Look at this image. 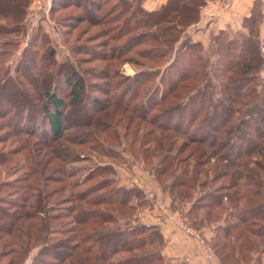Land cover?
Listing matches in <instances>:
<instances>
[{"label":"trees","instance_id":"trees-1","mask_svg":"<svg viewBox=\"0 0 264 264\" xmlns=\"http://www.w3.org/2000/svg\"><path fill=\"white\" fill-rule=\"evenodd\" d=\"M4 1L0 0V20L20 23L30 0H7L5 6L1 5ZM74 1L76 8L88 2L82 9L92 12L84 18L75 16V22H111L114 26L104 30L105 36L117 43L125 38L109 50L103 46L96 49H105L97 52L104 69L129 63L140 70L126 78L118 72H101L103 76L95 72L96 81L119 80L112 87L99 88L104 100L92 94L90 108L70 125L64 121L70 103H78L82 94L88 93L85 78L71 61L69 71L59 75L69 87L67 100L58 94L55 77L43 75L44 81L35 88L41 102L35 105L22 83L0 74V125L10 123L11 137H18L16 141L30 160L26 174L16 177L13 191L3 192L8 184L0 183V260L22 264L36 250L31 264H152L153 259L169 264L159 251L148 257L138 253L143 252L148 239H154L158 249L162 247L156 225L118 227L122 212L132 213L136 207L144 210L149 202L139 190L117 186L113 167H93L86 180L98 179L84 190H75L79 180L68 184V166L77 161L78 151L68 150L66 145L81 149L87 141L97 153L99 142H115L113 116H118L116 123L126 122V136L137 156L149 164L155 181L165 180L162 191L186 201L200 190L202 195L192 207L208 208L211 222L219 219L211 212L227 202L223 208L229 213L215 228L211 247L221 264H249L254 250L251 241L242 242L241 253L229 241L238 231L264 243L260 1L253 3L249 16L242 20L243 31H220L208 50L184 33L199 22L202 8L214 0H166L150 11L143 7L144 0H108L110 10L97 20L91 18L93 13H101L103 3ZM91 54L94 52L86 53L87 57ZM42 66L38 68L41 74ZM103 104L111 110L106 112ZM6 111L8 118L3 119ZM84 128L90 132H79ZM70 129L79 139L67 133ZM14 154L0 152V167L10 163ZM99 154L115 158L105 149ZM56 184L61 186H52ZM71 185L74 192L69 189L65 196L64 187ZM63 216L71 219V230L67 228L63 237L55 239L51 234ZM229 216L236 222L228 220ZM192 222L200 226L198 221ZM146 232L152 234L141 238ZM222 237L228 242L220 244ZM118 252L126 256L113 259Z\"/></svg>","mask_w":264,"mask_h":264},{"label":"rangeland","instance_id":"rangeland-1","mask_svg":"<svg viewBox=\"0 0 264 264\" xmlns=\"http://www.w3.org/2000/svg\"><path fill=\"white\" fill-rule=\"evenodd\" d=\"M91 1H96L98 4L103 3L100 5L101 13H97L96 15L93 13V18L91 19L97 20L99 18H105L101 16L110 10L112 3L108 0ZM74 2V0H30L25 10L24 17L20 23L15 24L10 20H0V74H7L11 76V78H15L18 82L22 83V87L27 89L29 95L32 97V102L35 103V105L37 103L40 104L41 102L40 91L35 88L37 84L44 81L43 75L55 77L58 94L62 95L65 100L68 99L67 90L69 87L68 85L63 84V79L59 76L60 74L69 71L68 68L70 66V62L68 61H71V63L76 65V68L85 78V82L87 84L86 92L88 93H83L78 103H70V106L67 109V115L66 117L64 116V121L69 123L68 125L74 122L76 118L84 116L83 114L86 107L90 108L89 102L93 98L92 94H97L100 96L101 100H104L105 98L102 94L103 91L101 92L99 88L105 89L109 86L112 87V84L119 80L117 79L119 77H115L113 78V81H110L111 79L102 82L96 81L95 72H98L101 76H103V72H107L108 75L113 72H118L119 75L126 78L133 76L138 72V70H140V68H135L129 63H125L121 67L119 66V68L116 66L110 69H104V62L98 53L104 52L105 49H100V51H96V49L99 48V46H103L101 48L109 50L112 46L123 43L125 38L121 39L117 43L112 40V38H109V35L108 37L105 36L106 31L104 30H108L114 26V23L111 22L104 23L102 20L98 24L86 21H82L80 23L78 21L75 22V16L79 18L84 15L91 16L92 12L90 11L91 14H88L84 12V9H82L83 7H88V2H86L85 5H81V8H76ZM6 3L7 0H5L1 5L5 6ZM122 20L123 19L120 20L121 23ZM73 24L74 27H76L75 30H72L71 28ZM260 47L264 58V42L261 41ZM92 51L94 54L87 57L88 55H86V53H92ZM23 57L24 59L22 60L21 58ZM24 63L29 64V66H24ZM41 63H43L42 74L38 72V68ZM259 81L261 85L260 89L264 90V64L263 70L261 74H259ZM27 82H31V85H28ZM99 84H102V86H99ZM101 108H106V112L111 110V108L108 107V104H103V107ZM8 112L9 111L3 113V119L8 118ZM117 119L118 116H113V122L116 124L117 130L115 142H99L101 148L95 149L98 154L92 150V145L87 141L82 145L81 149L78 146L70 147L66 145L68 150L71 149L74 150V152L78 151L76 153L77 161L69 164L68 166L69 172H71L68 184L73 185L75 180H79V183L76 184L77 187H75L76 191L89 188L98 179L96 177L93 180H86V177L90 173L91 169L95 166L100 167V165H110L115 170L114 180L117 186L123 188H135L136 190H139V194L145 199V191L153 194V197H156L155 199L167 208L170 218L174 221L173 225L181 231H178L181 233L179 234L180 236L184 234L189 237L191 236L197 241V243L199 239L204 240L211 256H216L211 247L213 243L212 237L215 235V228L223 222L224 217L229 213L228 210L223 208L224 206H227V202L225 201L222 208L216 209L213 213L211 212L212 215L219 218L217 221L211 222V218H208L206 215L208 208L192 207L195 200L202 195L200 190L193 194L191 200L186 201L182 198L173 199L167 190L162 191L163 187L166 185L165 180L162 183H157L155 181L149 168V164L143 160L142 156H137V153L134 150L135 147L131 144L129 137L126 136V122L121 120L116 123ZM10 128V123L6 124L4 122V126L0 125V152L10 150L15 153L10 158L12 160L10 163L7 162L0 167V183H3V185L8 184V187L2 186L5 188H3V192L13 191L11 188L14 184H16L15 182H17L16 177L26 174V170L30 166V160L28 157L25 158L27 152L22 150L19 145L20 143L16 141L18 138L17 136L11 137V134H14V132H11ZM79 132L88 133L90 131L89 128H84ZM107 132L111 136L114 135L110 134L109 130ZM67 133L71 135V137L79 139L78 137H75V130L70 129ZM116 141L118 143H116ZM37 144H39V142H37ZM61 148H64V143ZM104 149L105 151H110V154H114L115 158L101 156L99 153H101ZM72 185L71 188L70 186L64 187L67 189H65V196L67 195L66 192H68L69 189H71V192H74ZM52 186L58 188L61 185L56 184ZM133 202L138 203L137 200H133ZM171 202L173 203L172 206H174V208L171 207ZM150 208L151 206L149 203V206H147L144 210H140L139 207H136L132 213L125 210V212H122L124 215L119 214L121 216H119L118 227L126 229L127 227L144 223L143 220L150 222L151 218H154L153 212L156 211L153 209L148 210ZM130 214H133V216L128 218ZM62 218L63 220L57 225L59 228L55 229V231L51 234L55 239L63 237V232H66L67 228L71 230L70 226L73 224L71 219L65 216ZM201 219H203V221L200 224ZM176 220L177 224L175 223ZM192 220L198 221L200 226L195 227L192 224ZM228 220L236 222L235 218H232V216H229ZM180 221L187 222L193 229H195L196 235H189L185 230H183L179 226ZM150 234L152 233L146 232L140 237L144 238L145 236H150ZM212 234L213 236L210 238ZM244 240H250L253 249L257 251H252L251 261L257 258L258 263H260V261L262 262V260L264 262V243L261 242V239H257L256 237L249 236L247 234H240L238 231H235L229 243L236 248L237 253H241L242 251H240V249ZM153 241L154 239H148L145 246L141 248V251L143 252L138 253L148 254V257L150 253L152 255L160 251L161 247L158 249V246L155 245L156 243ZM223 242L228 241L222 237L220 244ZM199 249L201 251L200 247ZM35 252L36 250L31 254H34ZM124 256H126V254L118 252L113 256V259H119ZM252 263L258 264L256 262ZM22 264H24V262ZM152 264H159V262H156L155 259H153Z\"/></svg>","mask_w":264,"mask_h":264},{"label":"crops","instance_id":"crops-1","mask_svg":"<svg viewBox=\"0 0 264 264\" xmlns=\"http://www.w3.org/2000/svg\"><path fill=\"white\" fill-rule=\"evenodd\" d=\"M256 0H228L210 1L201 10V18L199 22L189 27L184 36L192 42H199L205 50L213 45V40L220 31H231L234 33L243 31L242 20L249 16L250 9ZM166 0H144L143 7L146 10L157 9L164 4ZM263 14V21L259 26V37L264 42V3H260ZM154 218L150 222L145 220L144 223L156 225L158 232L163 238V245L160 254L169 264H221L216 256L207 259L200 251L197 241L191 236L179 235L181 233L171 220H168L160 212H153ZM156 216V217H155ZM179 231V232H178ZM183 234V233H182ZM213 234L210 236V238ZM32 255H29L31 258ZM258 263L255 258L249 264ZM5 259L0 260V264H4ZM258 264H264L262 262Z\"/></svg>","mask_w":264,"mask_h":264},{"label":"built area","instance_id":"built-area-1","mask_svg":"<svg viewBox=\"0 0 264 264\" xmlns=\"http://www.w3.org/2000/svg\"><path fill=\"white\" fill-rule=\"evenodd\" d=\"M219 1H228V0H219ZM260 1V3H264V0H258ZM145 195H146V199L149 201L150 203V206H151V209L153 210H156L158 212H160L163 216H165L168 220H171L172 222H174L170 216H169V212L167 210V208L165 207V205H163L162 203H160L158 200H156L154 197H153V194H151L150 192L148 191H145ZM153 197V198H152ZM178 220V219H177ZM177 220L175 221V223L177 224ZM179 226L185 230L189 235H196V232H195V229H193L187 222L185 221H180L179 222ZM198 244H199V247L201 248V253L207 258V259H211L212 256L209 252V249L205 243L204 240L202 239H199L198 240ZM24 264H31V258H27L25 261H24Z\"/></svg>","mask_w":264,"mask_h":264}]
</instances>
